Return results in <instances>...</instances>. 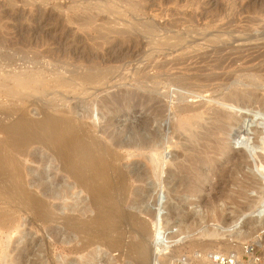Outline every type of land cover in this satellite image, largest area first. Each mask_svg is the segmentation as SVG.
<instances>
[{"label": "rangeland", "instance_id": "1", "mask_svg": "<svg viewBox=\"0 0 264 264\" xmlns=\"http://www.w3.org/2000/svg\"><path fill=\"white\" fill-rule=\"evenodd\" d=\"M36 72L45 78L36 92L15 87L16 78ZM178 77L185 85L175 82ZM65 80L74 82L76 89L60 86ZM0 85L1 264H89L98 250V264H137L134 251L129 253L131 243L140 240L137 233L129 232L121 247L111 251L105 238H96L93 231L81 234L80 244L74 234L66 233L65 203L75 206L77 199L81 209L86 195L63 198L65 176L55 151L42 142L14 146L13 136L2 127L21 113L38 120L50 109L99 130L107 124L101 102L127 92L152 99L148 108L161 111L152 130L169 143L158 162V177L147 165L151 153H122L126 160L120 162L126 166L130 158L150 173L145 183L135 184L145 194H128L130 203L139 204L129 210L148 223L149 245L158 216L168 247L161 264H175L180 256L195 252L242 251L252 242L264 257V225L252 232L250 219L254 201L263 195L255 163L264 151L252 142L254 129L264 132V0H0ZM236 91L261 102L251 111L237 107L226 100ZM87 107L94 111L92 118H85ZM148 108L115 114L112 129L122 131L150 117ZM186 108L200 109L203 118L192 120L203 127L195 130L200 135L193 140L174 131L186 120L181 114ZM218 111L237 120L245 117L236 140L224 141L217 133L206 137L210 117ZM245 138H250L251 150L244 149ZM18 173L23 187L47 204L52 218L40 219L16 195ZM182 175L187 179L177 194L176 180ZM52 192L56 198L50 197ZM244 212L250 213L242 225L249 237L240 241L227 230ZM214 229H221L219 236H204ZM130 230L136 229H125ZM82 244L79 255L66 250Z\"/></svg>", "mask_w": 264, "mask_h": 264}, {"label": "bare ground", "instance_id": "2", "mask_svg": "<svg viewBox=\"0 0 264 264\" xmlns=\"http://www.w3.org/2000/svg\"><path fill=\"white\" fill-rule=\"evenodd\" d=\"M9 77H11V75ZM174 80L178 84H183L185 81L184 79H182V77H178ZM14 81H16L14 83H16L15 87H17V89H21V90L34 89L35 91V89H38L40 86H42L45 83V78H43L41 73L36 72L32 74L31 73L26 74L21 79L16 78ZM73 83L65 80L62 83H60V86L65 87L66 89L67 88L76 89L75 88L76 84L73 85ZM154 84L156 83L154 82ZM228 96L229 98H226L228 102L230 101L237 107H240L247 111L254 110L256 104L261 102V101H257L254 98H251L252 96L251 97L249 96L248 98L245 96L246 98H242L243 96L237 93V91L235 93H231ZM151 102H152L151 98H144V97L135 98L133 94H129L128 92L127 94H122L120 97L115 96V98L113 97L102 101L99 107L100 110L102 111V116H104V118L107 119V124L106 126L99 128V130L96 125H90L87 123L78 122L77 119L73 118L72 116H69V114L65 113V111L63 112L60 110L59 111L55 110L57 112H54L52 110L53 112H49L51 111L50 109L48 112L43 111V117L41 119L34 120L32 118H29L30 116H27L26 113H21L18 115L19 117H16L17 118L16 120L6 124L5 126H2L4 127L3 128L4 131L2 130L3 132L13 136L12 144L14 146L25 147V146H29L34 142L36 143L38 142L40 144L42 142L43 144H45L44 146H47L45 147L46 149L50 148L51 150L55 151L53 152L56 155L55 157L61 161L65 176V180L62 183V187H61L63 198L67 200H72V197L75 195V193H82L86 195L87 197L85 200L86 202H84V206L81 209L78 208L80 207V203H78L79 201H77V199L75 200L76 201L75 206L70 205L68 202L65 203L64 210L67 211V215L63 217V227L66 233L69 235L74 234L77 239V243L80 244L81 243L80 235L87 231H93L95 233L96 238L98 237L105 238V243L107 245V248L108 249L110 248L109 251L121 247L125 238H127V234L129 232L137 233L139 234L138 236H140L139 242L137 243L132 242L130 246L128 245L130 251L129 253H132L134 251V253L136 254L137 264H161L162 258H164L165 256L167 257L168 255L167 252L168 247L165 245L166 243L164 242L165 235L160 225L161 222L159 221L160 222L159 223L156 220L158 216L154 217L156 221L154 223L155 229L150 238L151 239L150 241H152V245H149L146 239L147 236H149V232L146 233L147 229L149 228L148 223L142 220L135 212L129 210V209L133 210L139 204L138 202L130 203L131 201L128 198V194L130 193L132 195H136L139 197L142 196L141 194H145L146 192H144V190L142 189L136 188L135 184L145 183L147 179H149L150 173L147 172L145 169L135 165L134 162L130 163L131 161L130 158L127 160L126 166L120 163L122 160L121 158L123 159L126 158V157L124 158L122 153H129L130 155L136 152L151 153L152 157L151 159L148 160L147 165H149L152 168V174L155 177H158L159 174L157 172L158 162L160 160L161 161L163 160L162 154L164 147H166L167 145L169 146V143H165L166 141L162 139L158 130H152V124L158 118L161 117V111L148 108ZM139 108H143V109L148 108V111L151 112V116L143 117L137 120L136 124L134 125L131 124L125 127L124 130L122 131H116L115 128L112 129L113 125L111 124V121L114 118L115 114L121 112L125 113V111L127 112L130 109L135 110ZM93 113L94 111L92 110V108L87 107L85 111V118L86 117L92 118ZM181 114L185 116L186 120L184 119L185 121H181V122L179 121L175 125L174 128L175 133L176 132L179 133L180 131L181 132L183 131L184 134L185 133L188 134L189 138H191L192 140L195 139L200 135V134L199 135L196 134L195 130L203 128L199 125V123L192 121L193 119L195 120L203 119L202 114L200 113V109L186 108L185 110H182ZM203 115L206 114L204 113ZM244 119L245 117L242 118L241 120H237L233 117L226 116L220 112L215 113L213 117H210V120L212 121L211 124L212 126L210 125L211 129L205 128L206 129L205 135L207 137L212 133H217L223 136L222 139L224 141L228 142L230 141V139H235L237 133L239 134L241 133L238 132L237 130L240 131L241 129H243V127H241V123L242 121H244ZM254 134L255 135H254V141L252 142V147L264 151V138L262 137L264 135L263 129L262 130L258 128L254 129ZM175 135L172 137L174 141L176 139ZM9 137L10 136H8V138ZM178 137L179 135L177 136V138ZM219 137L220 136H218V138ZM242 141H243L242 143L245 144L244 149L248 150L251 148L249 143L250 138L248 139L245 138V140L243 139ZM1 151L2 153L4 152L3 150ZM0 157H4V156H1L0 154ZM234 157L236 156H233L231 158ZM257 158H260L259 159L260 162L258 161L259 163H255V168L257 170V175L259 176L260 181H262L261 192H263L262 193L263 195L260 198H257L256 201H254L253 207L250 209L251 216L249 215L250 213L247 215L244 212L245 214L243 213L241 216H239L236 221L234 220H233L234 222L232 221L233 225H231L228 228L229 230H227L228 233L229 232L232 234L234 233L233 236L240 241L246 240V238L249 237L248 232L242 229V225L244 224V221L248 219L249 216L250 219L252 220L254 219L253 223L255 227L252 229L253 230L252 232L258 233L260 228L264 225V156L259 154ZM178 171L179 173L182 174L185 170L183 171V168L180 167ZM167 173L170 174L169 171ZM185 177L186 176L182 175V177L176 180L177 182L175 184L174 192H176L177 194L180 193L179 191L180 186H182L183 183L186 182L185 179L187 178ZM15 180L16 181L14 182L15 183L17 182L16 191L18 192L16 193V195L18 194V196H20L23 199V202H25L26 206L29 207L28 210H30V208L31 210L34 209L35 212L39 214L40 219L52 218L51 212L47 204L42 199L33 195L31 192H29L26 188L23 187L22 177L20 173L16 175ZM183 187H185V185ZM4 190H6V188ZM50 197L56 198L55 193L52 192L50 194ZM70 212H74L75 216L70 215ZM88 214L91 215L87 216L86 218L85 216ZM169 219L170 218H168V220ZM128 227H133L136 230L134 231L130 230L126 232L125 229H127ZM220 233H221V229L206 230L204 232V236L217 237L219 236ZM1 243L2 242H0V244ZM84 245L82 244L81 247L76 246L73 249L67 248L66 250L79 255L84 251L83 250ZM0 247L2 248V246ZM240 251L241 250L237 252L240 253ZM99 255H100V251L99 250L95 251V253L92 255V259L89 264H98ZM2 262L3 261H1V263ZM79 264H84V263L79 262Z\"/></svg>", "mask_w": 264, "mask_h": 264}, {"label": "built area", "instance_id": "3", "mask_svg": "<svg viewBox=\"0 0 264 264\" xmlns=\"http://www.w3.org/2000/svg\"><path fill=\"white\" fill-rule=\"evenodd\" d=\"M196 262H206L207 264H264V257L260 254L257 243H247L242 247V251L230 252H195L193 255L180 256L175 264H195Z\"/></svg>", "mask_w": 264, "mask_h": 264}]
</instances>
